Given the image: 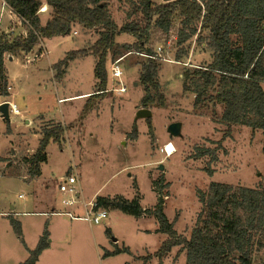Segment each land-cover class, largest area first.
I'll return each instance as SVG.
<instances>
[{"label":"rangeland","instance_id":"obj_1","mask_svg":"<svg viewBox=\"0 0 264 264\" xmlns=\"http://www.w3.org/2000/svg\"><path fill=\"white\" fill-rule=\"evenodd\" d=\"M152 1L156 4L164 2ZM103 3L118 26L127 21L129 5L126 0H104ZM8 9L0 0V28L4 31L10 22ZM177 26L176 22L167 34L151 31L147 46L154 52L161 48L155 62L158 64L160 91L165 98V108H146L152 112L153 142L144 119L136 122V140L127 138L136 116L134 106H140L144 95L138 78L146 58L137 54L134 48L131 52L124 48L125 45L133 47V37L126 34L117 36L115 47L106 61L107 69L109 62L123 57L121 80L127 91L120 95L105 94L106 99L103 98L96 111L89 112L82 120L84 101L64 99L95 92L93 68L96 57L92 54V46L98 39L97 30L74 25L72 35L70 33L58 42L60 47L55 48V42L47 44V55L44 53L27 62L25 58L29 54L25 53L4 62L8 86L13 94L10 100L16 104L20 116L9 114L8 121L0 118V264H19L28 255L7 219L10 208L22 211L23 205L28 204L31 198L46 201V205L52 207L55 198L60 200L59 183L71 174L69 168L73 163L85 195L83 201H92L96 196H121L131 201L138 196L140 206L151 209L160 195L164 201V214L169 221H175L174 229L186 238H189L201 210L198 191L206 192L211 183L249 188L261 183L264 154L263 135L259 130L231 126L229 136L216 151L215 160H211L209 155L197 156L200 149H214L227 127L212 119L221 116V105L206 103L195 108L193 94L182 90V72L205 66L212 60V53L207 42L199 40L206 37L204 32L183 45L188 54L176 61L180 50L175 44ZM21 32L22 28H16L11 35L20 36ZM40 49L43 52L42 47ZM78 49L83 53L72 61L68 75L64 70L57 79L55 72L51 73L50 64L63 59L67 52ZM35 52L31 58L35 57ZM5 57L12 56L8 54ZM172 123L180 124V133L176 137L168 132ZM54 125L68 127L61 148L53 142L48 144L46 162L40 167L41 175L31 184L32 178L29 179L28 164L24 159L35 152L41 131ZM167 143L174 148L170 156L161 152ZM16 219L23 223L25 244L32 247L38 230L44 226V218L33 215ZM51 219V236L55 240L52 248L60 259L58 264H185V251L180 246L174 247L161 260L148 257L166 239L164 234L155 232L158 225L153 216L139 219L113 210L108 212L105 224L91 227L84 221H71L62 215ZM107 230L111 236L107 235ZM116 238L120 246L129 248L130 254L103 258L105 248L113 249L111 241ZM252 262L264 264V241L262 247L255 250Z\"/></svg>","mask_w":264,"mask_h":264},{"label":"trees","instance_id":"obj_2","mask_svg":"<svg viewBox=\"0 0 264 264\" xmlns=\"http://www.w3.org/2000/svg\"><path fill=\"white\" fill-rule=\"evenodd\" d=\"M26 29L25 36L12 37L11 32L0 33V95L8 96V78L4 67L5 55L18 56L30 52L44 39L65 37L74 24L87 30H97L98 39L92 46L96 57L93 75L95 92L89 95L81 110L82 120L104 98L108 85L106 61L115 47V38L126 34L135 39L133 47L124 46L126 52L134 51L154 58H146L139 74V83L144 95L141 108L154 106L165 108V98L157 79L156 54L147 47L151 31L169 33L177 22L175 44L180 47L176 61L187 51L183 45L192 37L206 32V41L212 60L205 66L185 69L182 72V90L193 94V106L206 103L221 105L215 123L227 127L224 137L216 142L214 149H200L198 157L209 155L216 159L230 127L241 125L261 131L264 154V0H173L160 4L152 0H126L129 10L120 26L112 19L104 0H45L51 8V18L40 25L38 10L40 0H2ZM82 50H71L63 59L54 63L51 70L59 79L70 62L81 55ZM150 141H154L151 118L144 119ZM8 121V120H7ZM68 127L54 125L41 131L38 146L29 158V179L41 174V164L46 162V147L53 142L61 148L62 138ZM138 128L133 123L127 138L136 140ZM211 174L210 171H208ZM137 189L136 184H134ZM201 210L191 229L189 238L179 235L174 229L175 221H169L163 212V198L158 195L151 209L140 206L138 196L129 201L121 196L95 198L96 208L118 210L134 218L153 216L158 228L155 232L166 239L157 251L148 257L161 260L174 247L185 251V264H253L256 249L264 241V176L254 188L211 183L206 192H197ZM9 224L20 243L27 250V258L19 264H36L40 254L49 247L48 221L36 246L26 248L19 220L8 214ZM107 235L111 232L107 230ZM122 253L130 254L126 247L113 244V250H104L103 258Z\"/></svg>","mask_w":264,"mask_h":264},{"label":"crops","instance_id":"obj_3","mask_svg":"<svg viewBox=\"0 0 264 264\" xmlns=\"http://www.w3.org/2000/svg\"><path fill=\"white\" fill-rule=\"evenodd\" d=\"M45 7H46V9H45V12H41V13H38V17H39V20H40V25L41 26H44L45 24H46V22L51 18V12H52V10H51V8L50 7H48L47 5H46V3H45V1H40ZM44 6H42V8H44ZM50 8V9H49ZM9 10V20H10V22H9V26H8V28L4 31V30H1V28H0V33L1 32H3V33H9V32H13L14 31V29H16V28H22V32H21V35L20 36H25L26 35V29H25V27H24V25L19 21V19L11 12V10L10 9H8ZM74 25H76V27H81V28H83L81 25H78V24H74ZM73 25V26H74ZM72 26V27H73ZM84 29V28H83ZM75 34H77V33H75ZM75 34H73V35H75ZM70 35H72V33L70 34ZM70 35H68V36H70ZM65 37H67V36H65ZM65 37H61V36H59V37H53V38H51V39H49V40H46V39H44L43 41H42V43L40 44V45H38V46H36V47H34L30 52H28V56L29 57H26L25 59H26V61L27 62H31V61H33L36 57H41V56H43V54L45 53V55H47V52H48V50H47V44H49V42L51 43V42H55V48H57V47H60V44L61 43H58L60 40H62V39H65ZM42 47V50H43V52L42 51H40L41 48ZM39 48V49H38ZM36 51V52H35ZM35 52V54H34V58H31V54L32 53H34ZM37 53V54H36ZM9 60V61H11V60H13V59H15V57L14 56H12V57H4V62L6 61V60ZM72 63H74V62H71L67 67H66V76L68 75L67 73H68V71H69V69H70V67H71V64ZM53 64H50V67L52 66ZM51 70V69H50ZM51 73H53L52 72V70H51ZM53 75V74H52ZM8 78V77H7ZM96 81V80H95ZM8 85H9V83H8ZM134 85H136V84H134ZM263 87H264V85H263ZM9 88H10V90L8 91L9 92V99H11L12 97H13V94H11V87L9 86ZM95 88V87H94ZM127 91V90H126ZM93 93V91H91V92H86V93H83V94H78V95H73V96H70V97H67V98H65L64 100H74V99H81V100H83L84 102H83V105H84V103H85V100L87 99V97L89 96V95H91ZM107 94V93H106ZM114 94H117V93H114ZM120 95V94H119ZM104 99H106V98H104ZM104 99H102V100H100L98 103H96V105L94 106V108L90 111V112H92V111H96V107L97 106H99V104L101 103V101H103ZM137 108H135V106H134V113L136 114L137 113V111L139 110V109H142L140 106H136ZM151 112V111H150ZM151 116H152V112H151ZM137 120L138 119H136V117H135V119H134V122L133 123H135L136 125H137ZM133 125V124H132ZM131 125V126H132ZM36 150V149H35ZM34 153V152H33ZM41 170V169H40ZM41 175V174H40ZM39 177V176H38ZM37 177V178H38ZM37 178H34V179H32V181L31 182H33V183H31V184H34V180H36ZM79 189H80V197L82 198H84L85 197V195H84V192H83V188H82V185H81V183L79 184ZM94 197V196H93ZM97 197V196H96ZM96 197H94V199L96 198ZM103 197H108V196H103ZM85 199V198H84ZM92 199V198H91ZM58 204V205H57ZM59 210V209H61V205H60V202L58 201V200H56V198L54 199V202H53V205H52V207H48L47 205H46V201H42V200H38V199H36V198H31L30 199V202L28 203V204H24L23 205V210L22 211H17L16 210V208L15 207H11L10 208V212H9V214L11 213V214H13V216L15 217V218H20V217H22V216H26V217H28V216H38V217H42V218H44V223H45V221L47 220L48 221V231H49V238H51L50 240H49V247L47 248V249H45L41 254H40V256H39V258H38V261L36 262V264H58V262H59V257H58V254L53 250V248H52V244H53V241H55L54 239H53V237L51 236V226H52V223H51V221H52V219H51V217H55V216H58V215H52L51 213L53 212V211H55V210ZM48 211H51V212H48ZM113 211V210H112ZM108 212H110V211H108ZM8 214V213H7ZM3 215H6V213H4ZM140 219V218H139ZM19 220V222H20V224H21V228L23 227L22 225H23V223H22V221H21V219H18ZM72 221H80V220H72ZM83 222V221H82ZM44 223H43V225H44ZM89 225V224H88ZM90 227L91 226H93V225H89ZM44 227V226H43ZM39 231L42 233V231H43V228L41 229V230H38V232H37V240H35V242H33L34 244H33V248L36 246V244H37V242H38V237H39ZM155 231H156V229H155ZM22 232H23V230H22ZM23 234V233H22ZM24 243H25V241H24ZM111 244L113 245V244H116L119 248H121V247H124V246H120L119 244H120V241H119V239L118 238H116L115 239V241H111ZM29 246H27L26 244H25V246H26V248L27 249H29V250H31V249H33L32 247H31V245L30 244H28ZM24 247V246H23ZM105 250H108V251H112L113 249L112 248H105ZM128 250H129V248H128ZM25 251L27 252V250L25 249ZM130 251V250H129ZM28 254V253H27ZM120 255V254H119ZM28 256V255H27ZM118 255H116V256H113V257H117ZM113 257H110V258H113ZM27 258V257H26Z\"/></svg>","mask_w":264,"mask_h":264},{"label":"built area","instance_id":"obj_4","mask_svg":"<svg viewBox=\"0 0 264 264\" xmlns=\"http://www.w3.org/2000/svg\"><path fill=\"white\" fill-rule=\"evenodd\" d=\"M4 3V2H3ZM5 4V3H4ZM39 9L38 13H41ZM161 52V48L157 49L155 54H159ZM138 54V53H137ZM141 54V53H140ZM145 58H154L142 54ZM122 58H118L112 62H109L107 73L109 83L105 90V93H117L123 94L126 92V86L123 84L121 77L123 76V69L120 65ZM9 86L7 87V91H9ZM63 100H59L61 102ZM6 104L8 115L20 116V111L18 110L15 103H13L9 96H1L0 95V106ZM0 118H3L2 113L0 112ZM171 145V143H167L162 149L161 152L164 153L165 156H170V152L167 151V147ZM71 170V174L61 179V182L58 186V192L60 195V205L61 210H55L51 214L52 215H62L67 217L69 220H80L88 223L89 225H101L105 224V219L108 216V211L101 208H96L95 199L92 201H83L80 197V189H79V177L76 170V165L73 163L69 168ZM81 209V211H78Z\"/></svg>","mask_w":264,"mask_h":264},{"label":"water","instance_id":"obj_5","mask_svg":"<svg viewBox=\"0 0 264 264\" xmlns=\"http://www.w3.org/2000/svg\"><path fill=\"white\" fill-rule=\"evenodd\" d=\"M164 2H170L173 0H163ZM0 112L3 115V118L5 120H8V110H7V105L4 104L2 106H0ZM136 119H146V118H151V112L149 109H139L136 113ZM168 132L171 136L176 137L179 135L180 133V124L179 123H172L169 125L168 127ZM162 167H160L161 169ZM112 241H115V239H112Z\"/></svg>","mask_w":264,"mask_h":264},{"label":"bare ground","instance_id":"obj_6","mask_svg":"<svg viewBox=\"0 0 264 264\" xmlns=\"http://www.w3.org/2000/svg\"><path fill=\"white\" fill-rule=\"evenodd\" d=\"M40 9H42L40 10V12H45L46 7L44 6V8H40ZM167 151L170 152V155L174 152V148L172 144L167 147Z\"/></svg>","mask_w":264,"mask_h":264}]
</instances>
